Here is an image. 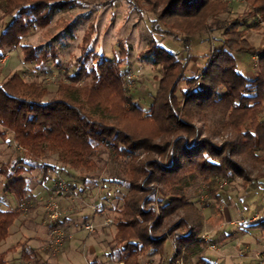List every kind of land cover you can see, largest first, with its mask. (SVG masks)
Listing matches in <instances>:
<instances>
[{
    "label": "trees",
    "instance_id": "obj_1",
    "mask_svg": "<svg viewBox=\"0 0 264 264\" xmlns=\"http://www.w3.org/2000/svg\"><path fill=\"white\" fill-rule=\"evenodd\" d=\"M74 1L63 0L61 5L69 6ZM215 2L220 5L214 9ZM244 2L245 17L232 20L219 17L233 14L232 5L224 0H163L161 14L151 10L155 17L151 30L168 37L181 33L186 49L193 37L208 29L205 21L209 16L216 21L213 31L220 34L216 39L221 44L212 51L200 78L186 75L185 59L153 44L144 57H152L160 79L147 113L127 97L123 65L99 57L89 70L81 61L73 73H66V80L60 82L51 99H46L48 89L44 84L27 79L23 73L1 82L0 137L5 141L11 135L13 144L8 147L14 146L17 156L1 165L0 173L7 179L13 173L21 175L23 167L10 169L9 165H23L27 160L42 165L47 173L43 160L48 153L57 155L62 170L79 174H92L109 163L118 165L102 182L104 189L122 195L120 205L112 211L115 233L109 243L112 249L121 250L120 262L140 264V257L148 251L163 257L171 238L175 251L165 264H177L180 259L188 264L189 258L200 254L201 246L206 245L201 238L202 224L192 225L180 214L189 206L195 207L186 196L192 183L198 178L215 177H239L249 183L264 177H250L243 165L246 155L252 161H264V46L257 47L247 38V31L260 26L244 22L251 17L264 21V0ZM58 5L48 0H3L0 23L10 22L0 35V59L20 47L22 61L28 65L40 66L57 58L51 55L54 48L49 51L43 45L21 44L33 30L50 26L53 8ZM238 53L260 57L254 80L238 72ZM3 73L0 67V77ZM194 82L195 88L189 90ZM181 84L188 86L180 89ZM127 104L130 110L122 108ZM209 111L226 112L239 136L221 146L202 138L192 121ZM28 183L27 177H20L4 191L20 205L35 198ZM20 209L0 210V247L21 218ZM15 250L0 249V264L25 261L8 259ZM30 251L22 248L26 261L41 264L35 250ZM196 264L211 263L200 257Z\"/></svg>",
    "mask_w": 264,
    "mask_h": 264
},
{
    "label": "rangeland",
    "instance_id": "obj_2",
    "mask_svg": "<svg viewBox=\"0 0 264 264\" xmlns=\"http://www.w3.org/2000/svg\"><path fill=\"white\" fill-rule=\"evenodd\" d=\"M48 1L59 4L57 8H53L50 26L33 30L22 40L21 46L43 45L49 51L54 48L56 51L51 55L57 58L40 66L28 65L22 61L20 47L6 53V61L0 63V67L4 69L0 83L15 73H23L27 79L44 84L48 89L46 99L56 96L60 82L66 80L65 74L73 73L77 65L81 66V61L89 70L99 57L98 60L105 59L114 61L116 65H123L121 72L127 76L131 75V80L125 76L127 97L133 99V103L147 113L156 96L160 79V71L153 66L152 57H144L153 44H160L168 52L185 59L188 62L186 75L199 78L212 51L221 44L216 39L220 38V34L213 31L216 21L208 15L207 19L205 18L208 29L201 36L190 40L189 49L185 48L184 37L179 32H175L178 35L173 37L155 34L150 28L152 20L155 19L151 10L161 14L163 0H75L69 6L61 5L63 0ZM224 1L230 2L233 14H221V19L245 17L244 0ZM2 2L3 0H0V6ZM219 5L215 2L214 9ZM9 22L10 19H7L3 25L0 23V35ZM244 22L260 26L247 31L250 43L257 47L264 44V21L259 17H251ZM69 24V28L65 29ZM155 26H158L157 23ZM161 26L163 28V25ZM243 28L247 29L245 26ZM81 48L86 51L82 52ZM235 57L240 74L247 78L248 71L257 74L259 64L255 66L254 55L238 53ZM196 82L190 86L181 84L180 89H186L188 86L189 90H193ZM179 96L182 98L181 94ZM122 108L130 110L128 104ZM232 122L223 111H209L201 114L199 118L197 115L192 121L194 126L200 129L202 138H207L218 146L239 136V131ZM2 131L0 126V134ZM4 142L5 145H0V166L8 163L9 158L14 160L17 156L14 146L7 147L13 144L11 135ZM245 158L243 165L250 177H263L264 161H252L247 155ZM262 158L264 159V155ZM43 164L47 166V173L42 165L29 160L23 165L10 163V169L15 166L24 168L21 175L13 173L7 179L0 173V210L20 207L17 200L4 191L9 183L20 177L29 179L28 189L35 195L32 201H23L25 206L20 207L21 218L11 228L10 237L0 249L15 247V252L9 257L15 256L18 259L22 254L19 244L25 237L32 235V231L27 228L30 220L38 227L41 238H46L47 241L46 246L29 242V246L36 249V256L42 264H89L93 254L105 264H111L119 256L121 258V250L109 246L115 226H106L105 223L114 220L112 211L120 205L122 195L114 189H104L102 182L108 172L116 170L118 165L109 163L102 170L92 174H79L62 170L63 166L57 155L49 153ZM60 182H65L66 188H62ZM72 184L75 185L74 188L70 186ZM186 194L195 207L189 206L180 214L189 218L192 225L198 222L202 224L201 238L206 241V245L201 246V253L189 258L188 264H196L200 257L208 259L211 264H264V177L249 183L239 177H215L207 180L198 178L187 189ZM49 196L55 198L62 213L56 227L63 234L71 236L59 244L49 242L50 229L45 209ZM254 218L257 219L253 220ZM176 219L177 217H174L173 220ZM24 222L26 223L22 226ZM86 225L94 226V230L86 231ZM174 251L175 244L170 238L163 257L148 251L140 257V264H165ZM54 255L56 257H53ZM176 262L186 264L184 259ZM16 264L24 262L21 263L20 260L16 261Z\"/></svg>",
    "mask_w": 264,
    "mask_h": 264
},
{
    "label": "built area",
    "instance_id": "obj_3",
    "mask_svg": "<svg viewBox=\"0 0 264 264\" xmlns=\"http://www.w3.org/2000/svg\"><path fill=\"white\" fill-rule=\"evenodd\" d=\"M260 57L258 55L254 56V61H255V66L258 64ZM6 61V56L0 59V63H4ZM128 80H131V75L127 76ZM59 185L62 188H66V183L65 182H60ZM25 203H21L20 207H24ZM45 209L47 211V215H48V220H47V224L48 227H50V231H49V242L50 243H57L59 244L63 239L65 238H71V236H67L65 233L63 234L60 229H58L56 227V224L58 222V220L61 218V211H60V207L58 205V203L56 202L55 198L53 196H49L46 200L45 203ZM112 224V220H108L105 225L109 226ZM84 229L86 231H93L94 230V226L92 225H86L84 226ZM204 239V238H203Z\"/></svg>",
    "mask_w": 264,
    "mask_h": 264
},
{
    "label": "crops",
    "instance_id": "obj_4",
    "mask_svg": "<svg viewBox=\"0 0 264 264\" xmlns=\"http://www.w3.org/2000/svg\"><path fill=\"white\" fill-rule=\"evenodd\" d=\"M262 46H264V44H261L260 45V47H262ZM9 58V57H8ZM257 72H258V69H257ZM247 75H248V79L249 78H251L250 80H254L256 77H257V74H254L252 71H248L247 72ZM247 78V77H246ZM254 78V79H253ZM2 141H0V145H5L4 143V140H3V138H0ZM7 146V145H6ZM8 147V146H7ZM3 154V153H2ZM0 156H1V153H0ZM30 192V191H29ZM31 195H33L32 193H30ZM33 196H35V195H33ZM35 199V198H34ZM36 201V200H35ZM34 201V202H35ZM255 219H257V218H254L253 220H255ZM26 222H24V223H22V226L25 224ZM29 227H27V226H25V227H27V228H29L32 232H30L32 235H31V237H25L24 239V241L22 242V243H20L19 245L22 247V248H25L26 250H27V252L29 253V251L30 250H35V253H36V249H34V248H31L30 246H29V242L30 241H32V242H38L41 246H46V243H47V241H46V238H41V236H40V232H39V229H38V227L36 226V225H33L34 223H32V221H30L29 220ZM33 228V229H32ZM49 229H50V227H49ZM50 231V230H49ZM48 233V231L46 230V234ZM9 249V248H8ZM15 252V251H14ZM13 251L12 252H10L9 253V255H8V259L9 260H11V261H15L16 259H17V257H15V256H12V257H9L10 255H11V253H14ZM31 252V251H30ZM24 255H23V253L20 255V257L18 258V259H23V260H25V261H23L24 262V264H33V263H31V262H27L26 260V258L25 257H23ZM53 257H56L55 255L53 256ZM38 259V258H37ZM120 256H119V258L117 259V260H113V262L111 263V264H122L121 262H120ZM15 263H16V261H15ZM22 263V262H21ZM41 263V262H40ZM42 264V263H41ZM89 264H105L104 262H101V261H99V258L97 257V256H95L94 254H93V256H92V259H91V261L89 262Z\"/></svg>",
    "mask_w": 264,
    "mask_h": 264
}]
</instances>
